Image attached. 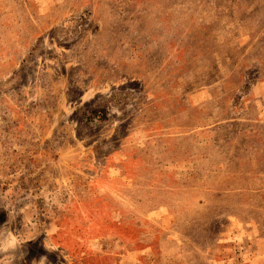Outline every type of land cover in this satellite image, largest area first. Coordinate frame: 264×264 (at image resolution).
<instances>
[{
	"label": "rangeland",
	"instance_id": "1",
	"mask_svg": "<svg viewBox=\"0 0 264 264\" xmlns=\"http://www.w3.org/2000/svg\"><path fill=\"white\" fill-rule=\"evenodd\" d=\"M2 264H264V0H0Z\"/></svg>",
	"mask_w": 264,
	"mask_h": 264
},
{
	"label": "clouds",
	"instance_id": "2",
	"mask_svg": "<svg viewBox=\"0 0 264 264\" xmlns=\"http://www.w3.org/2000/svg\"><path fill=\"white\" fill-rule=\"evenodd\" d=\"M21 243L17 234L11 229L0 226V256L14 253L21 246Z\"/></svg>",
	"mask_w": 264,
	"mask_h": 264
}]
</instances>
